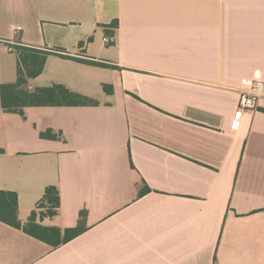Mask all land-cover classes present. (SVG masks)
Returning a JSON list of instances; mask_svg holds the SVG:
<instances>
[{
    "label": "crops",
    "instance_id": "obj_1",
    "mask_svg": "<svg viewBox=\"0 0 264 264\" xmlns=\"http://www.w3.org/2000/svg\"><path fill=\"white\" fill-rule=\"evenodd\" d=\"M0 39L63 51L27 89L86 99L26 124L0 105V191L19 221L49 186L60 206L40 225L85 215L57 248L0 222V264H264V96L233 121L243 81H264V0H0ZM17 65L0 53V85Z\"/></svg>",
    "mask_w": 264,
    "mask_h": 264
},
{
    "label": "trees",
    "instance_id": "obj_2",
    "mask_svg": "<svg viewBox=\"0 0 264 264\" xmlns=\"http://www.w3.org/2000/svg\"><path fill=\"white\" fill-rule=\"evenodd\" d=\"M117 28L118 23L114 21L110 26L105 27V33L113 38ZM14 50L18 57L17 80L15 83L0 85V105L4 113L18 117L23 124H26L27 110L29 108L78 106L86 103V99L70 92L61 85L37 88L34 91L27 89V83L42 73L48 56L54 54L61 58H67V56L60 55V52L63 51H43L20 45L15 46ZM81 62L94 66H108L92 61ZM39 136L52 140L57 139V136L50 134V131L46 134L41 133ZM136 188L135 198L150 192V189L143 182ZM59 206L58 190L56 187L49 186L45 189L43 197L37 204V209L41 211L38 213L33 211L26 223L22 224L18 219L17 195L13 192L0 191V222L22 230L25 234L53 248H57L84 231L82 219L85 216L84 213H81L78 225L63 231L56 227H44L37 222L38 219L42 220L45 217L57 215Z\"/></svg>",
    "mask_w": 264,
    "mask_h": 264
},
{
    "label": "built area",
    "instance_id": "obj_3",
    "mask_svg": "<svg viewBox=\"0 0 264 264\" xmlns=\"http://www.w3.org/2000/svg\"><path fill=\"white\" fill-rule=\"evenodd\" d=\"M107 42V39H104ZM14 53V46L0 39V53ZM264 96V81L260 79L244 80L238 93L237 109L233 121L238 123L245 111L253 110L259 98Z\"/></svg>",
    "mask_w": 264,
    "mask_h": 264
},
{
    "label": "rangeland",
    "instance_id": "obj_4",
    "mask_svg": "<svg viewBox=\"0 0 264 264\" xmlns=\"http://www.w3.org/2000/svg\"><path fill=\"white\" fill-rule=\"evenodd\" d=\"M41 210L39 209L38 212H40ZM43 211V210H42ZM45 211V210H44Z\"/></svg>",
    "mask_w": 264,
    "mask_h": 264
}]
</instances>
